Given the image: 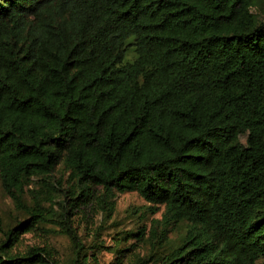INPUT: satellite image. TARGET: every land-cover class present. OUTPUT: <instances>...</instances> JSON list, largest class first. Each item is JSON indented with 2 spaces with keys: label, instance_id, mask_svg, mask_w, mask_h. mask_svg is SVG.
<instances>
[{
  "label": "trees",
  "instance_id": "1",
  "mask_svg": "<svg viewBox=\"0 0 264 264\" xmlns=\"http://www.w3.org/2000/svg\"><path fill=\"white\" fill-rule=\"evenodd\" d=\"M257 1L0 0V186L28 215L8 229L0 216V264H59L52 247L18 249L59 221L85 264L63 218L126 191L164 205V227L188 224L161 264H264ZM60 164L71 184L27 206L32 178Z\"/></svg>",
  "mask_w": 264,
  "mask_h": 264
},
{
  "label": "rangeland",
  "instance_id": "2",
  "mask_svg": "<svg viewBox=\"0 0 264 264\" xmlns=\"http://www.w3.org/2000/svg\"><path fill=\"white\" fill-rule=\"evenodd\" d=\"M252 11L258 20H264V0H258ZM133 55V51L127 49L125 60L131 59ZM248 134L247 129L239 131L240 147L247 146ZM47 183L56 188H67L71 184L69 170L60 164L50 176L43 179L32 178L24 194V202L27 206L33 205L34 196L45 195ZM101 192L100 190L99 193ZM59 194V197L54 199L59 200L60 206L65 198L63 191H59ZM45 202L48 204L47 199ZM70 212L73 213L68 214L62 221L71 224V228L84 244L85 264H161L162 257L182 243L188 226L182 221L164 227L165 206L159 205L158 209H153L152 205L136 191L117 193L111 211L101 209L90 200L79 208L71 209ZM0 216L6 229L15 226L28 216L26 211L16 206L15 201L2 186H0ZM142 228H146L147 231L140 235ZM165 231L166 235H163ZM3 239L4 236L0 234V241ZM32 245L52 247L58 254L59 264H72L73 241L60 221L59 225L42 223L36 230L24 233L18 249L23 251Z\"/></svg>",
  "mask_w": 264,
  "mask_h": 264
}]
</instances>
